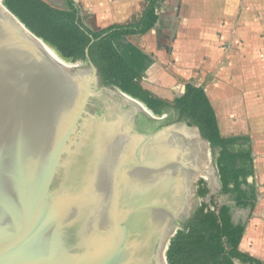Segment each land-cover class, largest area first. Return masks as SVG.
I'll use <instances>...</instances> for the list:
<instances>
[{
    "label": "water",
    "instance_id": "95a60500",
    "mask_svg": "<svg viewBox=\"0 0 264 264\" xmlns=\"http://www.w3.org/2000/svg\"><path fill=\"white\" fill-rule=\"evenodd\" d=\"M41 43L0 5V264H167L210 144Z\"/></svg>",
    "mask_w": 264,
    "mask_h": 264
},
{
    "label": "crops",
    "instance_id": "0c3cea01",
    "mask_svg": "<svg viewBox=\"0 0 264 264\" xmlns=\"http://www.w3.org/2000/svg\"><path fill=\"white\" fill-rule=\"evenodd\" d=\"M73 1L84 26L94 32L138 22L148 4ZM157 13L159 21L152 31L130 38L144 42L139 47L131 41L153 60L142 85L168 102L179 98L188 84L203 88L222 137L250 138L255 176L248 183L256 187L257 204L254 209L237 208L230 196H224L223 205L231 207L236 225L245 226L239 251L264 264V0H162ZM152 34L157 35V51L146 44ZM164 79L171 83L166 86ZM155 86L180 94L170 100L171 92L153 91Z\"/></svg>",
    "mask_w": 264,
    "mask_h": 264
},
{
    "label": "trees",
    "instance_id": "16d2710c",
    "mask_svg": "<svg viewBox=\"0 0 264 264\" xmlns=\"http://www.w3.org/2000/svg\"><path fill=\"white\" fill-rule=\"evenodd\" d=\"M161 1L148 0L138 22L114 25L100 32L84 26L73 0H67L66 10L44 0H2V3L31 34L54 48L67 62L88 67L89 49V58L98 70L102 86L114 87L142 102L156 117L173 109L179 122L198 127L211 151L217 152L221 194L230 196L237 208L254 209L258 196L255 185L248 183L255 176L250 138L222 137L216 113L203 88L188 84L182 97L168 102L142 85L153 60L130 38L144 36L155 28ZM207 194L204 182L199 181L198 196L204 198ZM212 206L214 209L202 203L177 232L166 252L167 264H257L239 251L245 226L233 222L231 207L215 203Z\"/></svg>",
    "mask_w": 264,
    "mask_h": 264
},
{
    "label": "rangeland",
    "instance_id": "374dc122",
    "mask_svg": "<svg viewBox=\"0 0 264 264\" xmlns=\"http://www.w3.org/2000/svg\"><path fill=\"white\" fill-rule=\"evenodd\" d=\"M44 1H46L47 3H49L50 5H52V6H54V7H56V8H63L64 6H65V3H64V0H56L58 3H54L53 1H51V0H44ZM165 12V11H164ZM164 14L162 13V16H163ZM164 29H167L166 27H164ZM168 34H165V35H171V33L170 32H167ZM148 40H147V42H146V44L148 45L149 43L148 42H150V46H152L153 47V49H151V50H153V51H157L158 49H157V35L156 34H152L149 38H147ZM130 41H132L133 43H135L137 46H139V47H141V46H143L144 45V42H142V41H140V39H130ZM165 43L166 44H168L169 43V41L167 42V41H165ZM67 64H68V62H67ZM168 68H169V65H167V66H165V70H168ZM171 71H168V75L170 76L171 75V73H170ZM162 83L163 84H170L171 82H170V80H168V79H164L163 81H162ZM142 84H144L143 83V81H142ZM166 85V86H167ZM154 90L153 91H162V90H165V91H168V92H171L172 94H169V99L170 100H173L175 97H177V96H179V94L180 93H176V92H173V90L171 89V87H165V88H161V87H152ZM156 88V89H155ZM182 88V87H181ZM156 94V93H155ZM154 93H153V95H155ZM156 95H158V94H156ZM155 95V96H156ZM156 97H158V96H156ZM159 98V97H158ZM170 102H173V101H170ZM216 159H217V152H215V153H213L212 152V165H213V168L215 169V172H212V175L214 176V177H218V171H217V167H216ZM216 175V176H215ZM199 179V181H201L203 178L202 177H198L197 179H196V181ZM199 181H197L196 183H195V193L197 194V189H198V187H197V185H198V183H199ZM217 181H218V184H219V182H220V180H219V177H218V179H217ZM205 184V186L207 187V184L206 183H204ZM216 190H218V193H216L215 195H213V197H212V199L210 200V201H205L206 202V204L211 208L212 207V204L213 203H215L217 206H222L225 202H226V200L224 199V196L220 193V191H221V187L218 189H216ZM197 202H198V208L202 205V203H203V200L201 201L200 199H198L197 198ZM204 202V203H205Z\"/></svg>",
    "mask_w": 264,
    "mask_h": 264
},
{
    "label": "bare ground",
    "instance_id": "6f19581e",
    "mask_svg": "<svg viewBox=\"0 0 264 264\" xmlns=\"http://www.w3.org/2000/svg\"><path fill=\"white\" fill-rule=\"evenodd\" d=\"M0 5H2L1 0H0ZM41 44L46 49V51L49 53V55L58 64H60L62 67L66 69H69L67 61H65V59H63L54 48L44 43H41ZM196 135L198 138L197 132H196ZM198 142H199L201 152H202V160H201V163H200L197 175H196V179L198 177H202L204 180L207 181V183L210 185L212 190H216L218 187V181H217V178L212 175V172H215V171L212 165V156H211L210 150L208 149V145L205 142H202L199 138H198Z\"/></svg>",
    "mask_w": 264,
    "mask_h": 264
},
{
    "label": "flooded vegetation",
    "instance_id": "af4514ba",
    "mask_svg": "<svg viewBox=\"0 0 264 264\" xmlns=\"http://www.w3.org/2000/svg\"><path fill=\"white\" fill-rule=\"evenodd\" d=\"M94 104L97 105L98 104L97 101L94 100ZM100 112L101 111L99 110V113ZM162 117H163V120L160 122L159 125L157 123H155V122H152V121L146 119V118H142V117L138 118L137 121H136V125H135V132L140 133V134H150V133L154 132L155 130L159 129L160 127H162V126H167V125L180 123L179 122V115L173 109H168ZM197 187H198V185H197ZM205 188L207 189L206 186H205ZM207 191H208V194H209L210 191L208 189H207ZM208 194L204 198H200L198 196V189H197L196 197L198 199H200L201 201L203 200V203H204L206 197L208 196ZM205 204H206V202H205ZM191 214H192V212H191ZM187 220H189V219L185 218L183 220V222L185 223Z\"/></svg>",
    "mask_w": 264,
    "mask_h": 264
}]
</instances>
